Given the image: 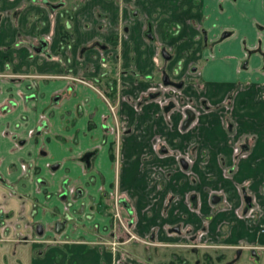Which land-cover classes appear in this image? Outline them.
<instances>
[{"label":"crops","instance_id":"obj_1","mask_svg":"<svg viewBox=\"0 0 264 264\" xmlns=\"http://www.w3.org/2000/svg\"><path fill=\"white\" fill-rule=\"evenodd\" d=\"M147 1L138 0L139 3ZM38 3L35 0H0V72H4L6 63L10 62L14 72L38 77L35 88H29L30 78L16 83L10 79L0 78V175L18 195L9 200L11 210L16 212L20 209V212L27 215L32 206L31 199L21 200L19 195L35 196L39 206L31 220L45 227V234L40 240L44 242L52 238L51 241L59 243L43 250L42 255H33L30 253L31 249L26 248L23 250L24 256L20 257L25 264H59L62 253L68 259L67 263L62 264H102L95 244L103 234L93 231L91 223L83 220L87 214L86 209L83 212L77 211L79 208L77 203L68 207L67 211L73 217L74 223L67 224L62 234H55L49 228L50 223L59 220L68 203L58 200L54 195L55 192H59L61 180L67 179L73 185L80 183L82 186L90 176L86 168L77 161L85 151L98 147L106 140L95 162V168L105 178L104 191L109 190L114 180V168L109 153L112 134L104 136L100 128L103 124L102 116L105 114L104 104L89 93L90 100L84 106L83 113L79 114L77 105L87 92L78 88L79 94L76 98L63 97L58 105L52 103V97L64 92L70 83L54 79L61 74L63 68L56 61L58 35L57 33L54 35L52 15L50 16ZM218 3L222 5V11H218ZM94 4L100 7L107 5L103 0H98L89 2L86 7L91 8ZM159 7L174 10L173 15L182 22L192 17L201 20L203 15L209 14L210 20L217 21L221 27L237 24L240 26H235L238 32L248 35L249 40L257 38L258 33L254 25H264V0H161L150 9ZM106 8H109L112 14H116V6ZM50 33L53 37L47 50L49 55H46V52L32 54L27 45L35 43L38 37ZM76 35L77 44L72 50V56H76L77 48L90 40L95 32L85 31L77 24ZM261 35L264 43V33ZM18 41H22L23 44L17 46ZM232 45L228 43L221 46L218 56L203 67V76L207 83L204 96L211 104L221 102L227 92L235 88L236 77L238 82H251L237 95L235 117L239 128L238 135L245 134L249 138L250 152L247 158L237 163L231 177L226 178L222 173V162L224 161L225 166H230L233 159L227 143L228 136L223 132L218 117L211 114L201 115L196 132L190 131L183 136L177 130L180 121L177 114L171 119L172 128H168L162 116L158 114L157 106H145V110L135 114L127 105H123L128 112L126 117L124 116L127 125L131 126L133 131L122 138L119 172L127 178L120 180V186L134 209L137 232L141 236L147 237L154 227H158L156 232L159 241L181 240L174 236L169 238L161 228L175 224L190 227L193 231L200 228V218L192 213L186 204L187 194L197 193L202 201V215H209L213 209L207 203L206 190L223 188L233 209H237L241 205V198L236 192V187L245 185L249 188L248 191L258 198L262 217L252 225L251 221L238 219L231 210L214 211L211 231L214 235L218 233L219 237L227 238L228 243L264 245V234L260 236L257 232L258 228L264 225V74L257 71L256 67L260 61L255 57L251 61L250 74L240 72L238 64L244 54L238 42ZM225 56L230 59H224ZM153 57L152 50L148 54L139 52L141 69H146V65H150V59L152 64ZM177 58H180V53L177 54ZM229 77H234L231 84L228 82ZM190 91L193 93L194 90ZM129 93L134 95L133 86ZM32 95L33 98L30 97ZM10 102H14L16 106L6 113L3 112V107ZM22 117H25L24 122L21 120ZM90 119L93 123L91 130ZM30 130H34L36 134L28 137ZM37 130L40 131L37 133ZM9 134L23 139L25 144L19 149H14ZM158 134L165 136L170 142L177 138L182 148L187 142L195 140L198 148L193 169L200 177L196 185L185 179L181 172L173 171L166 186L161 190L157 189L156 183L150 177L152 169L163 167L172 171L175 168L172 160H160L155 157L146 160L150 153V140ZM30 161L36 163L40 170L37 177L48 180V186L38 188L31 180L25 181L22 178L19 165L21 162ZM54 164L58 165V169L50 170ZM7 192V187L0 183V199L6 196ZM46 194L52 197L46 199ZM171 194L179 199L171 203L167 212L163 214L165 200ZM84 204L86 205L85 202ZM94 217L92 223H99L100 226L108 222L103 216L94 214ZM14 232L16 233L13 234L29 233L23 228ZM8 247L9 245H0V253ZM127 249L129 251L132 247ZM135 263L141 264L143 260H136Z\"/></svg>","mask_w":264,"mask_h":264},{"label":"flooded vegetation","instance_id":"obj_2","mask_svg":"<svg viewBox=\"0 0 264 264\" xmlns=\"http://www.w3.org/2000/svg\"><path fill=\"white\" fill-rule=\"evenodd\" d=\"M96 1L98 0H35L48 11L50 16L52 15L54 35L55 33L58 35L56 61L63 68L61 74L54 79L66 80L70 83L65 91L63 90L64 92H59L52 97V103L58 105L63 97L76 98L79 94L78 89L86 90L87 94L82 96L81 102L79 101L77 105V112L83 113L84 106L90 100L88 94L91 93L105 106V114L102 116L103 124L100 126L104 136L112 134L109 153L110 162L114 168V180L109 190H103L105 178L95 168L100 149L106 141L103 140L98 147L85 151L77 159L90 174L82 186L80 183L73 185L67 179L59 183V192H55L54 195L58 200L68 201V203L65 211L60 214L59 220L49 225L50 231L59 235L65 231L67 224H72L73 217L69 215L67 209L77 203L79 205L77 211L83 212L84 209L87 211L83 220L91 223L93 231L103 234L99 236L95 244L102 264H132L134 260L128 256L127 249L132 245L141 249H145L146 245L153 246L150 250L155 256L147 250L148 253L144 252L146 257L141 264H261L264 245L228 243L227 238L219 237L218 233L214 235L211 231L214 211L229 212L231 210L238 219L244 221H256L262 217L260 202L248 191L247 186L236 187V192L241 198V205L237 209H233L228 200V194L223 188L206 190L207 203L213 209L209 215H202V201L197 193L187 194L186 204L189 210L200 218V228L193 231L182 224L164 226L161 229H164L169 238L174 236L181 240L161 242L156 232L158 227H154L147 237L138 234L134 209L121 189L117 174L120 173L118 170L122 138L133 131L132 127L127 125L125 118L128 112L123 105H127L135 114L145 110V106H157L158 114L162 116L169 128H172V117L177 114L180 118L177 130L183 136L190 131L196 132L201 115L211 114L218 117L223 132L228 136L227 143L233 159L230 166H225L224 161L222 162V167H226L222 173L226 178L232 176L237 163L247 158L250 152L249 138L245 134L238 135L239 128L235 117L237 95L251 82L236 81L235 88L230 89L221 102L211 104L204 96L207 83L203 76V67L218 56L221 46L228 43L235 45V42H238L244 54L238 64L240 72L250 74L251 61L255 57L260 61L256 67L257 71L264 74V43L261 35L264 33V25L255 24L257 38L249 40L248 35L238 32L236 25L221 27L217 21L210 20L209 14L203 15L201 20L192 17L182 22L173 15L174 10L163 7L150 9L161 0H148L142 3L138 0H103L107 5L116 6V14H112L111 10L106 8L110 7L107 5L100 7L94 4L91 8L86 7L89 2ZM217 9L222 11V5L218 3ZM77 24L85 31H94L95 35L77 48L76 56H72V50L77 44ZM52 37V33L38 37L35 43L27 46L32 54L47 53ZM22 44V41H18L17 46ZM150 50L154 53L153 62L151 64L150 59V65H146V69H141L138 53L148 54ZM178 53L180 58H177ZM224 59H230V57L225 56ZM192 60L194 63L191 64ZM3 71L0 72V78L10 79L14 83L30 78L29 88L36 87L38 77L14 72L10 62L6 63ZM125 80L131 83L128 87L124 83ZM228 82L232 83L229 80ZM132 86L134 95L129 93ZM190 89L195 92L190 93ZM15 106L14 102L8 103L3 107V112L6 113ZM240 109L243 111L242 108ZM24 119L25 117L21 118L22 122ZM89 122L91 130L93 123L91 119ZM39 131L37 130V133ZM35 134L34 130H30L28 137ZM9 137L14 149H19L25 144L23 139L14 134H9ZM185 147L187 146L180 147L177 138L170 142L165 136L154 135L149 143L150 153L146 160L154 157L160 160H172L173 164L179 165L183 171H186L191 164L183 156L184 154L182 155ZM192 148L196 149L193 158L195 162L198 148L196 142ZM19 168L25 181L31 180L38 188L48 186V180L37 177L40 170L34 161L21 162ZM57 169V164L50 168L53 171ZM169 173L163 167L152 169L150 177L156 183L158 190H161V186L163 188L166 186ZM35 177L37 178L34 179ZM190 182L196 185L198 180H190ZM0 183L8 189L7 195L0 199V245H9L13 236L18 234L21 235L25 248L30 246L29 242L38 244L45 234V227L31 220L39 206L35 196L19 195L21 200L31 199L32 206L27 215L20 212V209L14 212L9 206V200L18 195L1 175ZM51 197L50 194L45 195L46 199ZM177 199L179 197L172 194L167 196L163 214ZM123 213H126L129 218L127 225L123 222ZM94 214L106 218L107 224L100 226L99 223H92ZM58 224L61 228L59 232H57ZM14 227H22L29 233L13 234L16 233ZM121 232H125L127 241H122L124 234L121 235ZM257 232L260 236L263 235L264 225H261ZM109 240L118 241L115 243ZM10 246L0 253V264H25L20 257L23 256L22 252L25 249L21 252L20 246L17 250L10 249ZM121 246H124L123 251ZM158 248L164 249L168 256L161 263L156 260ZM227 250L233 251V255L228 258L225 257ZM43 253V250L34 251V255Z\"/></svg>","mask_w":264,"mask_h":264},{"label":"rangeland","instance_id":"obj_3","mask_svg":"<svg viewBox=\"0 0 264 264\" xmlns=\"http://www.w3.org/2000/svg\"><path fill=\"white\" fill-rule=\"evenodd\" d=\"M237 25V24H236ZM237 27H240L239 25H237ZM230 78V80L229 81H231V82H233V80H234V77L232 78V77H229ZM235 80L237 81L238 79H237V77L235 78ZM124 83H126L125 85H127V87H128V85L129 84H131V83H128V81H124ZM167 127L169 128V126L167 125ZM193 145H195V140L193 141V142H187V147H185L186 149L184 150V152H182V155L183 156H185L187 159H188V161H190V164L191 165H189V168L186 170V171H183L182 170V168L179 166V165H175V168H173V170L172 171H169V170H166V172H170L169 174H168V177H167V179L166 180H169V177L172 175V173H173V171H177V172H180L181 170V172L184 174V177H185V179H188V180H200V177H199V175L198 174H196V172L194 171V166L196 165V161L194 162V154H195V151H196V149H193L192 148V146ZM197 158V157H196ZM223 168V171L226 169V167H222ZM181 169V170H180ZM119 171V170H118ZM161 171V170H160ZM228 175H229V173H227ZM231 176V175H230ZM117 178L118 179H120V180H126V178L127 177H124V175L122 176V174H120V173H118L117 174ZM163 178H164V176L161 178V180H163ZM153 180V179H152ZM157 180H159V179H157ZM163 187L161 186V189H162ZM129 204H130V201L128 202ZM223 206V205H222ZM48 211L50 212V210L48 209ZM123 216H122V219H123V222H124V224L125 225H127L128 224V222H129V218H128V216H127V214L126 213H123L122 214ZM62 216V215H61ZM252 222V225H254V224H256V222L253 220V221H251ZM52 223H50L49 225H51ZM207 224V223H206ZM16 230H20L21 231V229H22V227L21 228H16V227H14ZM124 234V235H123ZM121 235H123V239H122V241L124 240V241H127L128 240V237L126 236V234H125V232L124 233H122L121 232ZM21 235H14L13 236V238H12V241H9V246H10V249H14V250H17L18 248H20L21 249V252H22V248L23 249H26L23 245H24V243L21 241V237H20ZM33 239V238H32ZM52 239V238H51ZM51 239L50 240H44V242L42 241V240H39L40 242L38 243V244H35V243H30L29 242V245L30 246H27V248H30L31 250H30V253L31 254H33L34 255V251L35 250H47L49 247H51L52 246V244H56V245H58L59 243H57V241H51ZM69 238H67V240H68ZM106 239V238H105ZM105 239H103L104 241H105ZM63 241V240H62ZM110 242H117L118 240H109ZM131 243V242H130ZM49 244H50V246H49ZM62 244V243H61ZM64 244V243H63ZM62 244V245H63ZM18 246H20V247H18ZM122 247V246H121ZM124 247V246H123ZM122 247V248H123ZM126 247V246H125ZM132 247V249H130L129 250V253H128V256L130 257V259H132V260H134V262L132 263V264H135V261L136 260H143V259H145V257H146V255H145V253L144 252H146V253H148L147 252V250L148 251H150V253H151V255H153V256H155L154 254H153V251L152 250H150V249H152L153 248V246H150V245H146L145 246V249H141V248H139V247H136V246H134V245H132L131 246ZM124 250V248L122 249V251ZM158 253L156 254V256H157V262H163L164 261V259L165 258H167L168 256H167V252H165L164 251V249H162V248H158V251H157ZM23 253V256H24V252H22ZM213 255V254H212ZM231 255H233V251H231V250H227V253L225 254V257L226 258H228L229 256H231ZM67 258H65V254H62L61 253V256H60V259H59V261H58V263L59 264H62L63 262H65V263H67ZM144 261V260H143ZM156 262V261H155ZM29 263V262H28ZM262 263H264V254H262V257H261V264ZM92 264V263H91ZM247 264V263H246Z\"/></svg>","mask_w":264,"mask_h":264},{"label":"water","instance_id":"obj_4","mask_svg":"<svg viewBox=\"0 0 264 264\" xmlns=\"http://www.w3.org/2000/svg\"><path fill=\"white\" fill-rule=\"evenodd\" d=\"M59 231H61L60 224L57 225V232H59ZM40 232H41V231L39 230L38 233L40 234Z\"/></svg>","mask_w":264,"mask_h":264}]
</instances>
